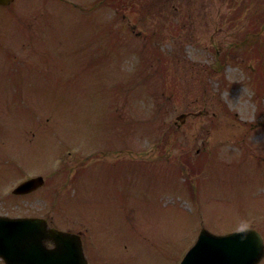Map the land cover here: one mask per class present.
<instances>
[{"label": "rangeland", "instance_id": "1", "mask_svg": "<svg viewBox=\"0 0 264 264\" xmlns=\"http://www.w3.org/2000/svg\"><path fill=\"white\" fill-rule=\"evenodd\" d=\"M0 215L80 232L88 264H178L201 228L264 241V0L0 7Z\"/></svg>", "mask_w": 264, "mask_h": 264}, {"label": "water", "instance_id": "2", "mask_svg": "<svg viewBox=\"0 0 264 264\" xmlns=\"http://www.w3.org/2000/svg\"><path fill=\"white\" fill-rule=\"evenodd\" d=\"M10 1L0 0V5ZM42 185V178L37 177L24 182L13 193H28ZM45 242L54 247L45 249ZM20 247L23 250H18ZM263 254L262 239L253 230L226 236L201 230L180 264H257ZM29 255L35 264H86L77 235L48 229L42 219L0 217V257L6 264H13L18 256L25 259Z\"/></svg>", "mask_w": 264, "mask_h": 264}]
</instances>
